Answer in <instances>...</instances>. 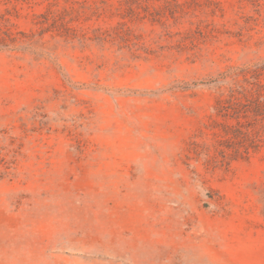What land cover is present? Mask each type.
<instances>
[{
  "label": "rangeland",
  "instance_id": "rangeland-1",
  "mask_svg": "<svg viewBox=\"0 0 264 264\" xmlns=\"http://www.w3.org/2000/svg\"><path fill=\"white\" fill-rule=\"evenodd\" d=\"M0 264H264V0H0Z\"/></svg>",
  "mask_w": 264,
  "mask_h": 264
},
{
  "label": "trees",
  "instance_id": "trees-1",
  "mask_svg": "<svg viewBox=\"0 0 264 264\" xmlns=\"http://www.w3.org/2000/svg\"><path fill=\"white\" fill-rule=\"evenodd\" d=\"M66 28L67 29H71V27H69L68 25H66ZM234 92V90H232ZM234 97V96H232ZM226 100L222 99V100H219V103H224Z\"/></svg>",
  "mask_w": 264,
  "mask_h": 264
}]
</instances>
